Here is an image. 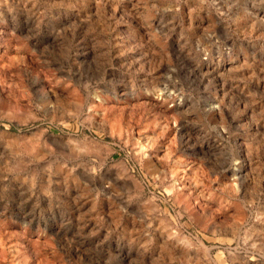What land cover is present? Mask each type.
Segmentation results:
<instances>
[{"label":"rangeland","instance_id":"1","mask_svg":"<svg viewBox=\"0 0 264 264\" xmlns=\"http://www.w3.org/2000/svg\"><path fill=\"white\" fill-rule=\"evenodd\" d=\"M0 234L3 264H264V0H0Z\"/></svg>","mask_w":264,"mask_h":264},{"label":"bare ground","instance_id":"2","mask_svg":"<svg viewBox=\"0 0 264 264\" xmlns=\"http://www.w3.org/2000/svg\"><path fill=\"white\" fill-rule=\"evenodd\" d=\"M187 179V178H186ZM185 180V179H184ZM183 180V181H184ZM197 183V182H196ZM195 182L192 181L191 178H189L188 180H186L185 182V186L186 188H190L191 190H193L194 192H196L197 195H199L200 193V189L198 188V183L196 184ZM184 185V184H183ZM201 195V193H200ZM4 230V229H3ZM15 234V233H14ZM5 236V235H4ZM4 236H2V234H0V252H2V254L5 252V239ZM9 241V240H8ZM31 242V241H30ZM45 242V241H44ZM16 243V242H15ZM14 241L10 242V248L9 249V257L10 260L12 262V264H29V261L26 259L25 257V252H23L24 250L22 248H20L21 246H19V244H15ZM8 244V245H9ZM26 244V243H25ZM46 245V244H45ZM33 247V246H32ZM34 248V247H33ZM38 248V247H37ZM32 249V248H31ZM23 250V251H22ZM31 253V252H30ZM5 254V253H4ZM44 256V253L42 254ZM47 255V254H46ZM1 258V257H0ZM41 260H43L46 264H53L52 262H54V260L51 262V259L49 260L48 257H43L40 258ZM40 260V261H41ZM0 264H3L0 262ZM37 264V263H36ZM39 264V263H38ZM42 264V262H41Z\"/></svg>","mask_w":264,"mask_h":264}]
</instances>
